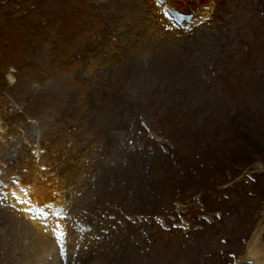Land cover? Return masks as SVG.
<instances>
[{
  "label": "rangeland",
  "instance_id": "1",
  "mask_svg": "<svg viewBox=\"0 0 264 264\" xmlns=\"http://www.w3.org/2000/svg\"><path fill=\"white\" fill-rule=\"evenodd\" d=\"M173 1L211 19L181 27L156 0H0V264L264 255V173L222 184L237 159L264 171V0Z\"/></svg>",
  "mask_w": 264,
  "mask_h": 264
},
{
  "label": "bare ground",
  "instance_id": "2",
  "mask_svg": "<svg viewBox=\"0 0 264 264\" xmlns=\"http://www.w3.org/2000/svg\"><path fill=\"white\" fill-rule=\"evenodd\" d=\"M10 77H11V75H10ZM41 243V244H40ZM46 243H47V241L46 240H44V239H39V244H40V246H36V247H33V248H36L37 250H38V252H39V254H36L37 256H38V263H42V261H41V259H43V257H44V259H45V254L47 253V252H45L46 251V249H47V245H46ZM67 256H69V255H67ZM256 260V259H255ZM40 261V262H39ZM256 263L257 264H264V255L262 256V258H260L259 260H257L256 261ZM51 264H55V262L54 261H51Z\"/></svg>",
  "mask_w": 264,
  "mask_h": 264
},
{
  "label": "trees",
  "instance_id": "3",
  "mask_svg": "<svg viewBox=\"0 0 264 264\" xmlns=\"http://www.w3.org/2000/svg\"><path fill=\"white\" fill-rule=\"evenodd\" d=\"M25 15H23V17H24ZM0 60H2V59H0ZM16 67V66H15ZM249 152H251V150H249L248 151V154H249ZM248 159H250V158H248ZM237 160H247V159H237ZM186 173V172H185Z\"/></svg>",
  "mask_w": 264,
  "mask_h": 264
}]
</instances>
